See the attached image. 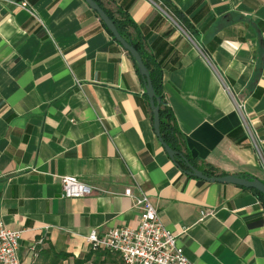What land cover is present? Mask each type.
Segmentation results:
<instances>
[{
  "label": "crops",
  "instance_id": "0c3cea01",
  "mask_svg": "<svg viewBox=\"0 0 264 264\" xmlns=\"http://www.w3.org/2000/svg\"><path fill=\"white\" fill-rule=\"evenodd\" d=\"M98 1L129 13L162 64L187 152L264 182V0H171L195 36L157 0ZM152 115L135 61L85 0H0V218L22 231L20 264H125L88 236L138 226L123 194L136 185L194 264H264L259 196L183 171ZM63 176L95 188L64 197Z\"/></svg>",
  "mask_w": 264,
  "mask_h": 264
},
{
  "label": "built area",
  "instance_id": "2783aa9c",
  "mask_svg": "<svg viewBox=\"0 0 264 264\" xmlns=\"http://www.w3.org/2000/svg\"><path fill=\"white\" fill-rule=\"evenodd\" d=\"M23 6L26 3H22ZM226 89L230 88L225 84ZM235 101L236 109L243 117L244 103ZM244 125L260 151L254 132L246 120ZM62 195L76 198L89 195L95 188L91 184L72 177H62ZM133 199L140 211V222L137 227H114L103 237L93 230L88 240L94 247H102L117 252L125 264H194L179 244L180 235L168 229L161 220L160 213L149 193L140 185L127 187L123 193ZM213 211L203 210V216L211 215ZM21 230H14L0 218V264H20L19 247ZM35 249V247H33Z\"/></svg>",
  "mask_w": 264,
  "mask_h": 264
},
{
  "label": "trees",
  "instance_id": "16d2710c",
  "mask_svg": "<svg viewBox=\"0 0 264 264\" xmlns=\"http://www.w3.org/2000/svg\"><path fill=\"white\" fill-rule=\"evenodd\" d=\"M157 2H161L163 4V7H165L169 12L173 14V16L180 22V24L190 33V35L192 36L196 35V31L193 28V26L189 23L187 18L183 15V13L179 10V8L171 0H157ZM101 6L106 10V12L114 20L119 32L127 39V41L132 43L139 50V52L141 53L144 59V62L146 63L150 71V76H151V79H152V82L155 88L156 95L161 97V101L159 104L160 118H161V125H160L161 135L163 139L169 144V146H171L176 151V154L173 158L175 163L183 171L187 173L188 171H190V168L187 162H190L193 166L201 170L207 176L217 175L216 174L217 171L214 168V166L207 164V163L199 164L190 155V153H188L187 150L184 148L185 138L178 125L173 109L170 106L169 101L164 91L162 64L159 61H157L152 55L147 54V52L145 51V46H144L143 41L135 40L133 38L130 29L135 26V22L132 19L131 15L122 10H119L118 14H116V13H113L111 10L106 9L102 4ZM102 22L107 28L103 20ZM107 30L112 34V32L108 28ZM127 52L130 54L129 51ZM133 60L135 61L134 58ZM135 64L137 65L136 61H135ZM147 98H148V95H147ZM152 119L154 121V114L152 115ZM242 176L252 177L248 174H243ZM250 189H252L259 196V198L264 204V194L255 188L251 187Z\"/></svg>",
  "mask_w": 264,
  "mask_h": 264
},
{
  "label": "water",
  "instance_id": "95a60500",
  "mask_svg": "<svg viewBox=\"0 0 264 264\" xmlns=\"http://www.w3.org/2000/svg\"><path fill=\"white\" fill-rule=\"evenodd\" d=\"M92 9L97 11L101 19L106 24L107 28L112 32L115 39L127 50L130 52L132 57L135 59L139 72L145 80L146 94L149 97L150 105L154 114V128L156 134L164 146L165 150L169 154L171 158H174L176 151L169 146V144L163 139L161 135L160 125V101L161 97L156 95L155 88L150 76V71L144 62V59L139 52V50L119 32L114 20L110 17V15L106 12V10L101 6V4L97 0H85ZM190 171L188 173L200 179H204L212 182H224V183H233L237 185H241L247 188H255L261 191L264 194V182L255 177H246L239 174H226V175H215V176H207L201 170L193 166L190 162H187Z\"/></svg>",
  "mask_w": 264,
  "mask_h": 264
}]
</instances>
